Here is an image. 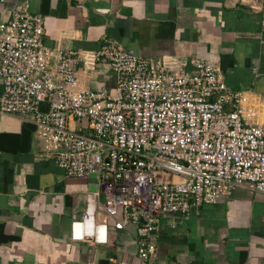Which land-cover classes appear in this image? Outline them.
<instances>
[{
	"label": "built area",
	"instance_id": "1",
	"mask_svg": "<svg viewBox=\"0 0 264 264\" xmlns=\"http://www.w3.org/2000/svg\"><path fill=\"white\" fill-rule=\"evenodd\" d=\"M44 34L42 18L27 10L0 24V114L30 121L43 158L67 177L95 180L74 240L106 242L109 225L132 228L147 262L160 222L187 220L243 185L264 195V124L246 121L215 67L196 59L187 71L110 41L92 53L52 50ZM104 64L113 90L81 89L79 72Z\"/></svg>",
	"mask_w": 264,
	"mask_h": 264
},
{
	"label": "crops",
	"instance_id": "2",
	"mask_svg": "<svg viewBox=\"0 0 264 264\" xmlns=\"http://www.w3.org/2000/svg\"><path fill=\"white\" fill-rule=\"evenodd\" d=\"M14 9L42 18L52 50L92 53L110 41L187 71L202 60L240 96L246 121L264 124V0H0V24ZM78 78L81 89L115 85L105 64ZM41 153L30 121L0 114V264H264V195L248 185L187 220L160 222L156 251L143 262L132 228L109 225L106 242L72 238L95 180L67 177Z\"/></svg>",
	"mask_w": 264,
	"mask_h": 264
},
{
	"label": "clouds",
	"instance_id": "3",
	"mask_svg": "<svg viewBox=\"0 0 264 264\" xmlns=\"http://www.w3.org/2000/svg\"><path fill=\"white\" fill-rule=\"evenodd\" d=\"M101 232H103V229H101Z\"/></svg>",
	"mask_w": 264,
	"mask_h": 264
}]
</instances>
